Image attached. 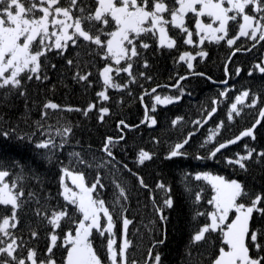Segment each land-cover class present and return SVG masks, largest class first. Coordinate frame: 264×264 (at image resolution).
<instances>
[{
	"label": "snow or ice",
	"instance_id": "6c2138e0",
	"mask_svg": "<svg viewBox=\"0 0 264 264\" xmlns=\"http://www.w3.org/2000/svg\"><path fill=\"white\" fill-rule=\"evenodd\" d=\"M161 58L172 65L163 81ZM217 60L220 87L190 128L161 115L189 78L216 82L198 64ZM77 89L85 99L72 103ZM135 103L133 123L123 109ZM156 128L151 147L129 144V132ZM0 140L31 148L0 156V264H164L178 207L177 264H264V0H0ZM190 155L232 174L183 170L179 200L162 172L146 179L158 159ZM149 204L138 258L130 213Z\"/></svg>",
	"mask_w": 264,
	"mask_h": 264
},
{
	"label": "trees",
	"instance_id": "16d2710c",
	"mask_svg": "<svg viewBox=\"0 0 264 264\" xmlns=\"http://www.w3.org/2000/svg\"><path fill=\"white\" fill-rule=\"evenodd\" d=\"M243 59V56L237 57V60ZM158 64V71L160 73L158 80L163 81L169 75L172 65L170 63V60L166 61L163 58L159 60ZM250 64V60L246 61L245 67L250 66ZM218 65L219 60H217L215 63L209 62V64L207 65L198 64V69L208 71L209 74L214 75L216 77V82L208 81L200 77L189 78L186 82H184L188 88V91L182 97V101L174 102L173 104L168 106H161V108L164 109V111L161 112V115H183L187 124V121L195 118L196 115L200 114L199 110L202 105L207 103L210 97L216 94L218 88L220 87L219 81L223 78V76L222 70ZM180 71H183V69H180ZM246 76L247 73L245 72L244 76L241 77V81L237 82L238 86L239 83L244 82V78ZM258 78L259 73L255 74L252 79L255 82L256 80H258ZM164 91L169 90L164 89ZM56 98L59 102H64L65 93L60 92ZM84 99L85 97L81 95L79 89H77L75 93H71L68 95V100L72 103H81ZM114 99L115 97H113V100ZM158 111H160V109H158ZM141 112L142 108H140L138 103L126 105L123 109V115L133 123L137 121V118L141 114ZM223 116L224 108L221 106L219 109V113L215 116V119L219 120ZM251 119V116L246 115L244 119L239 120L237 123H234L232 125L231 131L225 130L224 136H230L239 127H242ZM187 127L190 128L191 125L187 124ZM206 132L207 128L202 127L200 134L193 137L192 142L187 146L186 150L190 153H194L198 143L202 140V136L206 134ZM159 134H161L160 128H156L154 131L151 132L148 130H138L137 132H129V144H131L132 140L135 139L137 144H143L146 147H151L152 145L149 139L150 135ZM95 139L98 140L99 137L97 136L95 137ZM163 143L166 146L167 141H163ZM236 147L237 146H230L233 151L236 150ZM0 156L30 158L31 148L30 146L26 145H18L12 141L5 142L3 140H0ZM202 167H206L214 171H219L226 176H230L232 174L231 169L226 168L224 165L219 164L217 161H196L192 155L188 157L174 158L173 162H167L163 159H158L153 165H149V167L144 171L146 174V179H148L150 182L155 177L156 172H162L164 179L172 184L173 191L176 193L177 198L179 200L181 191L180 172L183 170H198ZM148 173H152V175H148ZM150 209V204L148 205L147 210L143 208L137 209L136 207H133L130 213V215H135L136 218V222L130 227L132 229L139 228L138 232H130V236H132L133 239L140 245V247L135 250L136 256L138 258L140 254L144 251V249L148 247L151 235H153L150 234L146 228L147 221L151 220L152 218ZM184 220V211H182L179 207L171 213V222L168 226V239L166 243L162 245L159 249L162 252L164 264H177V261L179 259L178 252L182 247L185 239V233L183 231Z\"/></svg>",
	"mask_w": 264,
	"mask_h": 264
}]
</instances>
